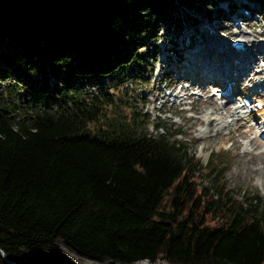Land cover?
Listing matches in <instances>:
<instances>
[{"label": "trees", "instance_id": "obj_1", "mask_svg": "<svg viewBox=\"0 0 264 264\" xmlns=\"http://www.w3.org/2000/svg\"><path fill=\"white\" fill-rule=\"evenodd\" d=\"M205 9L208 0H0V74L10 76L0 83V249L8 259L264 264V202L233 195L223 160L202 165L171 132H145L144 105L120 111L161 23L196 24ZM90 84L99 90L80 91ZM0 264H10L1 253Z\"/></svg>", "mask_w": 264, "mask_h": 264}, {"label": "rangeland", "instance_id": "obj_2", "mask_svg": "<svg viewBox=\"0 0 264 264\" xmlns=\"http://www.w3.org/2000/svg\"><path fill=\"white\" fill-rule=\"evenodd\" d=\"M221 0H208V4L210 5V13H207V9L201 14L196 15L199 19L200 24L194 26L195 28H204V26L210 27L212 24L222 23L224 26H220L216 28V34H211L209 32H205L203 35H200L199 30L196 35V39H191L194 46L199 41V46L206 42H214V41H222L224 38L231 37L235 29H237L232 21L224 16L222 13L218 11V3ZM240 0H236L239 2ZM254 4V10H256V15L251 17L246 23L248 26L243 30L249 31L253 33V35H257V38L260 41L264 39V33L259 34V32L264 31V15H261L260 11H264V6L258 1L251 2ZM252 6V5H251ZM192 15L193 12L189 11ZM194 15V14H193ZM222 20H218V19ZM185 22L181 28H170L166 24H162L156 34V38L154 42H156L155 46L150 50L151 53H147L144 57V60L147 62V65L144 63L140 66H137V69H133L131 73L138 78L139 82L126 84V88L123 93L119 96H123L120 99V111L128 113L125 109V106H129L133 104V101H137L141 105H146L144 107L143 113H147L150 116V125H148L144 131L153 134V135H168V132L172 134L169 135L168 139L171 142H176L178 145H184L188 155H193L196 157L202 165L207 164L211 160H223L224 163L228 166V170L225 175V182L229 189L233 191V195L239 199L243 200L246 197H259L264 202V185H262L259 180H264V174L261 173H252L248 167L252 165V159L256 157V153L258 154L264 149L263 140L261 138H257L254 140V145L250 148H253L252 152H247L246 147H244V142L246 139L253 137L256 129L248 130L245 127L239 128L231 133H218L217 135H211L205 139H198V133L200 132L201 127L204 125L203 119L204 116L209 113L210 110H215L219 108V105H214L210 98H207L209 95V91L205 92V98L196 99L192 105V109L189 112H184L183 106H173L170 103L166 104L163 111L158 110L160 107L162 99L158 100V102H153L156 96L161 98L164 91H167L166 83H163V89L160 90L161 80L163 82L170 83V80H173L175 84V76L179 74V81L183 82V85H187L188 82H185L183 78H181L180 72L178 69H174L173 65L165 66V63L159 61L158 57L162 54L163 51L168 50V46L173 45L172 41H170L171 37H174V32L177 34L175 37L176 40L179 41V34L183 36H188L189 32L194 28H191V25H186ZM153 26V25H152ZM194 28V29H195ZM202 30V29H201ZM186 31H189L188 34ZM220 36L222 38H220ZM203 38V40H202ZM202 40V42H201ZM171 43V44H170ZM179 46V44L177 43ZM177 47V46H176ZM193 48V47H192ZM215 47H212L210 51H206L209 53H214ZM143 51H146L143 49ZM159 51V52H158ZM186 51H189L187 49ZM224 51H221V53ZM199 51H196L194 55H197ZM157 54V55H156ZM157 57V60H155ZM180 57V52H179ZM181 59V57H180ZM155 60V61H153ZM154 64V65H153ZM189 64V62H188ZM177 66V65H176ZM166 68H173L174 70H169L167 72L164 71ZM179 68V67H178ZM0 83H6L8 79H10L9 75L0 74ZM0 84V88H1ZM172 87V86H170ZM177 87L170 88V91H175ZM128 89V90H127ZM198 89V88H197ZM142 99L143 102H139ZM118 100V99H117ZM116 105H112L110 108L111 111H115ZM113 108V109H112ZM142 109V108H141ZM121 112V113H122ZM217 112V111H216ZM200 116V119L191 117ZM163 123V127L161 126L159 129L153 128V124ZM258 143V144H257ZM201 151V152H200ZM264 154H259V156ZM221 158V159H219ZM264 160L261 157V161ZM204 185H207V182L204 180V177L199 178ZM260 183V184H259ZM256 200V199H255ZM256 203L258 201L256 200ZM68 255L73 256L71 253ZM75 257V256H74ZM76 258V257H75ZM78 263L81 264H124L118 261H112L110 259H105L103 261H93L89 259L79 260L76 258ZM136 264H166L165 262L158 263H150L148 261H141Z\"/></svg>", "mask_w": 264, "mask_h": 264}, {"label": "bare ground", "instance_id": "obj_3", "mask_svg": "<svg viewBox=\"0 0 264 264\" xmlns=\"http://www.w3.org/2000/svg\"><path fill=\"white\" fill-rule=\"evenodd\" d=\"M234 2L240 3V1L236 2V0ZM227 14L228 16L232 15L230 11ZM216 26L217 24L214 23L208 28H203L202 31L210 32ZM263 33L264 31L259 32V34ZM213 34H216V32ZM220 38L222 37L220 36ZM237 40L245 42L246 50H250L247 52L251 54V58L239 60V54L232 46V42ZM179 41L182 42L180 39ZM219 43H223L224 49L222 51L224 52L222 53L217 48ZM212 47H215L214 53L206 52L210 51ZM196 51H199V53L191 56L192 59L190 58L189 61L192 66L190 71L185 74L188 75L191 81L199 82V98H205V92L208 90L209 95L207 98H210L214 105H219V108L216 109L217 112L210 110L204 116L202 120L204 125L197 134L198 139H205L218 133L228 134L242 127H245L247 131L256 129L254 136L246 139L244 142V147L248 148L246 151L252 152L253 148L249 149V147L255 144L254 140L264 135L263 41H260L257 35H253L249 31L235 29L231 37L224 38L220 42H206L198 46ZM230 66L236 67V70L239 72L236 71L237 76L232 75L231 77V80L235 84L232 87L233 94L225 96L222 95L223 90H226L223 81L232 72ZM173 68L178 69V66H173ZM182 72L184 73V71ZM183 75L181 74V76ZM222 75H224V78L221 80L220 76ZM215 78L216 80H214ZM213 80L214 82L209 84ZM165 97L168 100H175L180 103H183L185 100L184 94L181 91L177 94L165 93ZM243 98H250L252 111H249V107L244 105ZM259 105H263V108L258 109L257 106ZM191 117L200 119V116L191 115ZM261 146L263 147L264 144ZM259 154H264V149ZM259 154L258 152L256 153L257 156L252 159V165L248 169L255 174H264V160L261 161V157L264 158V155L259 156ZM259 182L264 185V180H259ZM63 249L66 254H69L65 247Z\"/></svg>", "mask_w": 264, "mask_h": 264}, {"label": "water", "instance_id": "obj_4", "mask_svg": "<svg viewBox=\"0 0 264 264\" xmlns=\"http://www.w3.org/2000/svg\"><path fill=\"white\" fill-rule=\"evenodd\" d=\"M232 46L235 48L236 51L240 52V53H244L246 51L245 48V43L242 40H237L232 42ZM0 253L2 255V257L10 264H16L14 261L8 259L5 255V253L0 249Z\"/></svg>", "mask_w": 264, "mask_h": 264}, {"label": "built area", "instance_id": "obj_5", "mask_svg": "<svg viewBox=\"0 0 264 264\" xmlns=\"http://www.w3.org/2000/svg\"><path fill=\"white\" fill-rule=\"evenodd\" d=\"M96 89H97V86L96 85H90V86H86L84 88V91L88 92V91L96 90Z\"/></svg>", "mask_w": 264, "mask_h": 264}]
</instances>
